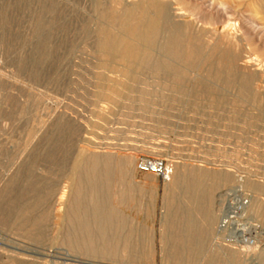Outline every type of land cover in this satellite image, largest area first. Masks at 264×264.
Returning a JSON list of instances; mask_svg holds the SVG:
<instances>
[{"label": "rangeland", "instance_id": "obj_1", "mask_svg": "<svg viewBox=\"0 0 264 264\" xmlns=\"http://www.w3.org/2000/svg\"><path fill=\"white\" fill-rule=\"evenodd\" d=\"M142 1L0 0V148H8L7 155L0 152V264H142L146 255L154 256V264H205V255L191 262L189 253L184 252L180 261L173 262L174 253L163 252L168 246L195 248V239L179 242L168 236H130L127 229H146L152 223L165 229L175 221L194 220L208 230L203 237L207 252L217 246L229 249L234 246L222 238L218 223L220 207L232 195L249 201L246 215L251 233L257 236L254 247H235L242 249L239 264H264V191L257 190L259 186L264 189V45L246 36L239 26L227 27L217 21L216 12L201 6L200 0H166L172 23L180 29L173 36V47L178 53L198 49L205 61L189 67L169 54L162 47L167 42L162 40L152 52L157 59L170 61V68L158 71L124 65L98 45L101 28L126 34L103 18L101 10L121 14L124 8ZM203 1L223 2L234 19L240 21L243 15L255 18L264 28V0ZM230 54L237 56L231 77L226 73ZM218 62L222 63L220 70ZM121 63L123 67L117 65ZM243 78H249L251 96L247 98L240 95ZM28 147H34L32 175L37 189L57 191L46 207L48 219L32 234L27 217L16 213L20 206L33 202L36 194L28 177L31 173L24 170L17 174ZM80 150L101 155L111 152L109 163L115 179L107 205L115 212V222L108 236L113 246L107 251L88 252L70 244L76 224L67 216L69 192L60 199L68 180L59 168ZM45 153L50 155L47 159ZM144 156L165 159L173 170L172 178L205 171L227 175L226 182L217 183L207 206L213 223L208 225L203 216L206 209L194 201L180 198L168 202L167 181L137 169ZM119 163L125 166L122 172L117 169ZM133 175L140 184L133 183ZM139 199L149 202L144 208L152 209L151 203L156 202L157 210L143 218L136 216ZM121 218L129 222L123 229ZM149 242L157 244L160 251H137Z\"/></svg>", "mask_w": 264, "mask_h": 264}, {"label": "bare ground", "instance_id": "obj_2", "mask_svg": "<svg viewBox=\"0 0 264 264\" xmlns=\"http://www.w3.org/2000/svg\"><path fill=\"white\" fill-rule=\"evenodd\" d=\"M175 1H174V3H177ZM189 1H188V3H189ZM200 1H201L200 2L201 6H206L207 9H211L212 11L216 12L217 21L222 22L227 27L239 26L246 36L252 37L255 40H257L260 44L264 45V28L262 27V25L261 26L259 25V23L256 21L255 18H251V17L246 18V16L243 17L244 16L243 15V16H241V20L239 21V20L234 19L232 17L231 13L229 12L230 7H228L225 3H223V2L215 3L214 1H210V2L208 1V3H207V2H204L203 0H200ZM170 2H171V0H170ZM259 2L262 3V1H259ZM189 6H191V4ZM258 6H259V4H258ZM177 7L178 6H176L175 8H177ZM180 7H181V5H180ZM207 9H206V11H207ZM255 9H256V7H255ZM211 10H210V12H211ZM193 11H192V13H193ZM206 11H204V12H206ZM255 11H257V10H255ZM198 12H201V11H198ZM198 12H197V14H198ZM202 12H203V10H202ZM240 13H242V12H240ZM262 13H264V10H262ZM101 15L103 16V18L105 17L106 19H108L109 20L108 22L116 25V27L119 26L122 30L125 31L126 34L125 35H122L123 33L120 34L119 32H117L116 28H115L116 31L108 30L106 27L101 28L100 29L101 35H100L98 45L104 53H106L107 55H109L113 59L121 61L122 63H124V65H133V66H137V68L138 67H150L151 69H155L158 71L166 69V68H170L171 67L170 61L163 60V58L157 59L153 55V52H152V48L156 47L157 45H160L162 40H164V42H167V43H164V45L162 47H164L165 50H167V52L169 54L175 55L177 57V59H181V60L185 61L186 65H188L189 67L190 66L191 67L199 66L202 64L203 61H205L204 57L202 56L201 51L198 49L197 50H193V49L183 50L182 49L178 53L176 51L177 49L173 47L174 42H176V41H174L173 36L176 32L180 31V29L178 30V27H176L175 24H173L175 22L172 23L171 7L169 6V3L166 2V0L165 1L164 0H145L142 2H138L132 6H128V7L124 8L122 10L121 14H117L115 12H109L106 10H103V11L101 10ZM262 18H264V17H262ZM207 22H208V17H207ZM183 24H184V22H183ZM101 27H102V25H101ZM97 32L99 33V31H97ZM237 39H238V37H237ZM229 41H231V40H229ZM249 48H250V45H249ZM156 49L158 50V48H156ZM236 49H238V47ZM101 56H103V55H101ZM248 58H249V56H248ZM207 60H208V58H207ZM236 60H237V56L230 54V56H229V61H230L229 64L230 65L228 67V70L226 71V73L228 72L227 74H229V77H231L236 71L235 70L236 68L234 67L235 66L234 63L236 62ZM252 61H255V60H252ZM252 61H250L249 64H251ZM111 62L112 61H110V64H111ZM172 62L174 63V61H172ZM116 63H117V61H116ZM122 63H121V65H119V64H117V65L119 67H123ZM218 63H217L219 65L218 68L220 70L222 63H220V62H218ZM257 64H259V63H257ZM113 65H115V64H113ZM109 67H110V65H109ZM127 68H129V67L127 66ZM133 69H135V68H133ZM115 73H117V72L115 71ZM119 73H121V72H119ZM132 73H135V72L133 71ZM135 74H137V73H135ZM181 74L183 75V74H185V72H181ZM132 75L135 76L134 74H132ZM219 75H220V72L217 76L219 77ZM229 77H228V82L230 83L231 78H229ZM222 78H223V76H222ZM249 78H251V77H249ZM102 79H104V78H102ZM248 79L243 78V79H241V81L239 80L240 81V95L243 98H247L250 94V84H249ZM120 81L122 82V80H120ZM250 81H251V79H250ZM124 82H125V80H124ZM126 83H128V82H126ZM199 83H200V81H199ZM133 84H135V83H133ZM209 84H211V83H209ZM209 84H208V86H209ZM238 84H236V85H238ZM118 86H121V85H118ZM175 86H177V85H175ZM122 87H124V86H122ZM204 87H206V86H204ZM128 88H130V86ZM209 88H211V87H209ZM209 88H208V90H209ZM130 89H133V88H130ZM110 90L108 89V91H110ZM114 96H115V94H114ZM146 96H148V95H146ZM250 96H251V94H250ZM215 99H214V101H215ZM223 104H221V105H223ZM237 113H238V111H237ZM259 114H260V112H259ZM254 115H255V113H254ZM255 125H256V123H255ZM250 126H252L251 123H250ZM256 131H257V129H256ZM0 152L2 155H7L8 148L6 147V145L1 146ZM33 152H34V147H32L31 150H29V147L25 150V156H26L25 158L26 159H24L23 163L20 164V166L18 167V171H17V174L19 173V171H24V170L31 173V175L28 176L29 180H30L31 189L33 192H36L35 197L33 199V202L29 203L27 206H25V205L20 206L18 208V211L16 212L18 216H26L27 217L28 222L30 224L31 234L33 233L34 230H36L38 228L41 229L42 222L48 219L49 214L47 213L46 207H48V205L49 206L51 205L50 204L51 201H53L57 195V191L54 190V188L53 189L47 188L48 190L45 189V190H40V191H39V189H37V185L33 181L34 176L32 175V171H33V168H34V165L36 162V157H34ZM110 153L111 152H109L108 155H110ZM113 153L114 152H112V154ZM108 155L88 153V152L80 150L78 153L73 154L71 156L70 160L67 161L65 164L60 165V168H59V170L61 171L64 178H66L68 180V185L63 187L60 199L65 197L66 194L69 192V196H68L69 205H68V210H67V216L69 219L74 220V222L76 224V227H75L76 230L74 229V231H72V233L70 234V236L74 237L72 240H70V244L72 246H77V247H79L83 250H86L88 252H98V251H100L101 248H104L105 251H107L108 246H113L111 244L110 238L108 236H111V233L114 229L113 224L115 222V212L113 210H111L107 204L111 200V194L110 193H111V188L113 186V181L115 178L113 179V176H114V175H112L113 174V168L111 167L112 165H110L111 163H109V162H111V157ZM49 156H50L49 153H45V159H47ZM117 165H118L117 169H120L121 172L123 170H125V166L123 163H119ZM179 170H181V169H179ZM115 171H116V169H115ZM12 173H14V172H12ZM217 173L209 174L207 171H205V172H196L194 175L193 174H188V175L186 174L187 176L182 177V178H181V176H180V178L179 177L177 178L176 175H173V178L171 176L170 180L167 181V183H166L167 186L170 188V192H171V195H169L166 198L167 201L172 202L173 200L174 201L179 200L180 198H182V199L187 198L191 201L196 202L198 204V206H201V207L206 209L205 212H203L204 213L203 216L205 219H207L208 225H210V223L212 224L213 219H211V213L207 210V206L213 200V193H214V189H215L217 183L222 182V181L226 182L229 179V177L227 175L225 176L223 174H217ZM130 175H132V172L130 173ZM117 176H118V174H117ZM133 179H134V182H133L134 184H136V185L140 184V181H136V176H134ZM209 180L211 181L210 186L207 185V182ZM181 183H185L184 187H182V188L180 187ZM117 184H118V182H117ZM130 184H132V182H130ZM257 188H259L257 190L264 191V189L260 186ZM133 190H135V189H133ZM178 190H179V192H178ZM129 192H131V191H129ZM123 196H124V194H123ZM121 199H124V197H121ZM58 201H59V199L57 201L55 200V202H58ZM62 205H63V203H62ZM41 207H44L43 210H39V208H41ZM258 209H260V208H258ZM258 209H256V210H258ZM263 210H264V207H263ZM260 214H262V213H260ZM116 217H117V215H116ZM174 219H176V218H174ZM128 223L129 222L126 219L121 218L120 225L122 226V229ZM72 225H74V224H72ZM200 228H202V227H200ZM127 230H128V234H130L132 231H135L136 228L135 229L129 228ZM137 236H138V234H137ZM203 237H206V236H190V234H189V236H185L184 234L180 235V236H169L170 239L173 238V240H176L179 242L189 240V239L190 240L195 239L194 242L196 244L195 248L183 249V251H178V252H170V253H174L171 256V259H173L172 261L173 262H175L177 260L180 261V259H182L185 256L184 254L187 252V253H189V257L191 258V262H194L198 257L205 255L207 257V261L205 264H239V254L241 253L240 251H242V249H238L235 247H230L229 249H225L224 247H221V246L219 247L216 245L218 248L217 247L214 248L213 251L211 253H209L210 251L207 252V249L204 246L205 240ZM98 240H103V243H99ZM137 243H138V241H137ZM243 250H245V249H243ZM183 263H184V261H183Z\"/></svg>", "mask_w": 264, "mask_h": 264}, {"label": "built area", "instance_id": "obj_3", "mask_svg": "<svg viewBox=\"0 0 264 264\" xmlns=\"http://www.w3.org/2000/svg\"><path fill=\"white\" fill-rule=\"evenodd\" d=\"M137 169L140 172L155 174L165 181H169L173 174L167 161L160 157L139 158ZM248 204L247 199L232 195L220 207L218 231L222 238L234 247L252 248L257 243V236L251 233V220L246 215Z\"/></svg>", "mask_w": 264, "mask_h": 264}, {"label": "crops", "instance_id": "obj_4", "mask_svg": "<svg viewBox=\"0 0 264 264\" xmlns=\"http://www.w3.org/2000/svg\"><path fill=\"white\" fill-rule=\"evenodd\" d=\"M135 204L137 205V207L135 208V212H136V216H138V217L142 216V218H143L144 216H148L149 211L154 212L157 210V208L155 207L157 205L156 202L151 203L153 205L152 209L143 207L144 204H147V205L149 204V202H144L143 199L137 200V202H135ZM171 222H173V221L170 220V223ZM181 222L182 223L179 224L178 221H175L176 224L168 225V226H166L165 229H157L154 227V223H152V225L148 224L146 229H141V230L136 229L135 231H132L128 235L137 236V234H138V236L155 237V238L160 237V236H165V237H167V236L168 237L169 236H180L183 234L185 236H189V234H190V236H207L208 235V232L206 231L205 225L203 227L197 221H194V220L183 221L182 220ZM147 223H149V222H147ZM200 227H202V228H200ZM189 230L190 231L192 230V232H188ZM137 251L141 252L143 254H149V253H158L160 250H159V246L157 244H152L149 242L147 244H142ZM178 251H183V249L172 248L171 246H168V248L163 250V252H167V253L178 252ZM142 264H154V256H152V257L147 256V255L143 256L142 257Z\"/></svg>", "mask_w": 264, "mask_h": 264}]
</instances>
